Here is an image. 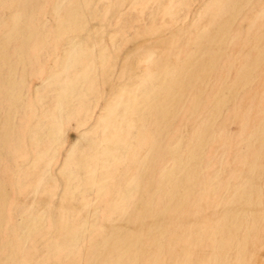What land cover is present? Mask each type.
<instances>
[{"label": "bare ground", "instance_id": "obj_1", "mask_svg": "<svg viewBox=\"0 0 264 264\" xmlns=\"http://www.w3.org/2000/svg\"><path fill=\"white\" fill-rule=\"evenodd\" d=\"M189 3L0 0V264H264V0Z\"/></svg>", "mask_w": 264, "mask_h": 264}, {"label": "rangeland", "instance_id": "obj_2", "mask_svg": "<svg viewBox=\"0 0 264 264\" xmlns=\"http://www.w3.org/2000/svg\"><path fill=\"white\" fill-rule=\"evenodd\" d=\"M202 1L203 0H190V3L188 4V8H187L188 11L186 12L185 15L181 16V18L178 20L179 21L178 24H181L182 22L192 21V17L194 16L195 10L199 6V4L202 3ZM95 2H96V0H93V3H95ZM123 4L125 5L126 2ZM116 11H117V9L113 10V12L109 16L108 21H103L100 18L95 17V16L94 17L93 16L88 17V21L90 24L87 21V29L85 30L86 32L85 31L82 32V34H83L82 36L84 37V38L83 37L82 38L88 43L92 39V34L95 31H97V32L101 33V35L104 37V41L107 43L109 41V38L113 34V28L114 27L112 26L111 21L113 19L114 14L116 13ZM44 18L47 20H50L51 16L49 13H47ZM95 19H97V20H95ZM243 23L245 24V22L243 20H238V21L235 20L236 26L241 25L242 27H244ZM108 35L110 36L109 38H108ZM147 40H148L147 38H142V37L135 38V36L128 34V36L126 38H124V40H122V42H120V45H118V47L112 48V46L110 45L111 47H109L108 64H110L111 66L114 67L115 74L118 72L117 70H119V68L121 66L122 59L124 58V56L134 52L135 48L138 47V45H140L143 41H147ZM64 47H65V45H62L61 47H59L58 52L60 54H63V48ZM117 58H118V60H117ZM100 78L101 77H98V81H99L98 86L100 88L99 89L100 94H99V96L92 98V103L90 105L89 114H88L89 115L88 117H90L89 118L90 123L88 122L89 123L88 126L89 125L92 126L94 124V122L97 120L99 114L101 113V111L104 107L106 100L111 96L112 91H114V90H112L111 84L109 81L103 82L102 80H100ZM38 82H39V80H35V78H30L28 80V85L30 87V94L33 92L32 90L37 85ZM115 83L118 85L117 81H115ZM117 85H115V86H117ZM233 128L234 127H232V129ZM65 130L63 132L65 134L62 135L63 136L62 142L60 143V146H58V149L56 151V157L49 167L50 172L53 173L54 175L57 174L59 166L62 164V161H63V158H64L66 151L68 150L70 145L78 138V136L80 134V131L78 130V128H76L74 119H71L70 125H68L65 128ZM53 168H54V170H53ZM59 181L61 182V184ZM59 181L57 182L56 189H55V198L56 199H58L61 196L64 185H65L64 180L61 179ZM59 188H60V190H59ZM78 198H79V194L76 196L74 195L73 201H77ZM39 204H41V203H39ZM261 253L264 255V252H261ZM61 264H65V263L61 262Z\"/></svg>", "mask_w": 264, "mask_h": 264}]
</instances>
